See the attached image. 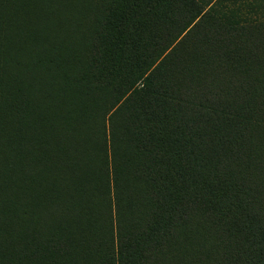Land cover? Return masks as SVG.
Masks as SVG:
<instances>
[{
	"label": "trees",
	"instance_id": "obj_1",
	"mask_svg": "<svg viewBox=\"0 0 264 264\" xmlns=\"http://www.w3.org/2000/svg\"><path fill=\"white\" fill-rule=\"evenodd\" d=\"M83 1L0 0V264H264V10Z\"/></svg>",
	"mask_w": 264,
	"mask_h": 264
},
{
	"label": "rangeland",
	"instance_id": "obj_2",
	"mask_svg": "<svg viewBox=\"0 0 264 264\" xmlns=\"http://www.w3.org/2000/svg\"><path fill=\"white\" fill-rule=\"evenodd\" d=\"M67 1L68 0H55V3H57L58 5L57 9L60 10L61 5L63 3L69 5ZM74 1L77 2L78 6L84 3L83 0H78V1L74 0ZM104 1H105V5H104ZM107 1L108 0H95V6L93 8L91 7L90 12L86 10V7L78 8V11L76 13L78 15V18H75L76 21L73 22V25L75 26L73 28V32L77 31V35L79 36V38L82 37V35L87 30V28H91L95 26L97 21H99V19L103 17L104 14L106 15V12L109 7L108 5H106ZM196 1L205 10L206 9L209 10L212 8V11L216 14H223L225 12L231 13L235 11L242 12L246 10V8L255 10V7H260L261 9L258 10V15H259L260 12L264 10V0L263 1H260V0H196ZM42 13H43V16H45V18H52V19H55L56 21L67 23V15H68L67 13L65 14L64 13H54L50 15H47L48 13H45V12H42ZM13 202H14L12 205L13 219H16L18 221V224L19 222L21 223V219H35L39 221V219H36V216H35L36 212L33 208L29 209V207H26L24 205V209L21 210V208H19L17 200L14 199Z\"/></svg>",
	"mask_w": 264,
	"mask_h": 264
},
{
	"label": "bare ground",
	"instance_id": "obj_3",
	"mask_svg": "<svg viewBox=\"0 0 264 264\" xmlns=\"http://www.w3.org/2000/svg\"><path fill=\"white\" fill-rule=\"evenodd\" d=\"M70 1H71V0H70ZM1 15H2V14H1ZM11 18H12V17H11ZM21 19H22V18H21ZM10 20H11V19H10ZM13 20H14V19H13ZM13 20H12V21H13ZM15 21H16V20H15ZM4 23H5V22H4ZM12 23H13V22H12ZM12 23H10L11 26H12ZM14 23H15V22H14ZM8 25H9V24H8ZM19 25H21V24H19ZM9 26H10V25H9ZM11 26H10V27H11ZM13 27H14V26H13ZM13 27H12V28H13ZM12 28H11V29H12ZM22 29H23V28H22ZM7 31H8V30H7ZM9 31H10V30H9ZM1 32H2V31H1ZM1 32H0V33H1ZM3 32H4V31H3ZM5 32H6V31H5ZM13 32H14V31H13ZM13 32H12V33H13ZM24 33H25V32H24ZM15 34H16V33H15ZM21 34H22V33H21ZM2 35H3V34H2ZM6 35L8 36V33H7ZM18 35H20V34H18ZM23 35H25V34H23ZM7 36H6V37H7ZM8 37H9V36H8ZM12 38H13V37H12ZM18 38H19V37H18ZM28 39H29V38H28ZM1 40H2V39H1ZM4 40H5V39H4ZM17 41H18V40H17ZM10 42H11V41H10ZM10 42H9V43H10ZM21 42H22V41H21ZM26 42H27V41H26ZM34 42H36V40H35ZM58 44H59V43H58ZM65 44H66V43H65ZM36 45H37V44H36ZM55 45H56V44H55ZM41 46H42V44H41ZM41 46H40V47H41ZM17 47H19V46H17ZM42 48H44V46H43ZM67 48H68V47H67ZM69 49H70V48H69ZM69 49H67V50H69ZM36 50H37V49H36ZM65 50H66V49H65ZM63 51H64V50H63ZM71 51H72V50H71ZM75 54H76V53H75ZM66 58H67V57H66ZM45 71H46V70H45ZM51 72H52V71H51ZM22 73H23V72H22ZM25 75H26V74H25ZM4 77H5V76H4ZM48 85H49V84H48ZM67 85H68V83H67ZM54 86H55V85H54ZM65 86H66V85H65ZM46 89H47V88H46ZM68 89H69V88H68ZM41 90H42V89H41ZM50 90H51V89H50ZM59 92H60V91H59ZM59 92H58V93H59ZM63 93H64V92H63ZM53 94H54V93H53ZM51 97H52V96H51ZM58 98H59V97H58ZM64 98H65V96H64ZM61 99H62V98H61ZM61 99H60V100H61ZM67 99H68V98H67ZM65 100H66V99H65ZM60 102H61V101H60ZM68 103H69V102H68ZM63 105H64V104H63ZM72 106H73V105H72ZM43 128H44V127H43ZM53 132H54V129H53ZM10 133H11V132H10ZM30 133H31V132H30ZM36 135H37V134H36ZM24 136H25V135H24ZM63 136H64V134H63ZM9 137H10V136H9ZM25 137H27V136H25ZM38 138H39V137H38ZM47 138H48V136H47ZM89 139H90V138H89ZM29 140H30V139H29ZM31 140H32V139H31ZM31 140H30V141H31ZM41 140H42V138H41ZM78 140H79V139H78ZM84 140H85V139H84ZM82 141H83V140H82ZM82 141H80V144H81ZM89 141H90V140H89ZM9 142H10V141H9ZM41 142H42V141H41ZM22 143H23V142H22ZM48 143H49V142H48ZM61 143H62V142H61ZM89 143H90V142H89ZM7 144H8V143H7ZM31 144H32V143H31ZM18 145H19V144H18ZM43 145H44V144H43ZM8 146H9V145H8ZM25 146H26V145H25ZM46 146L48 147V144H47ZM57 146H58V145H57ZM61 146H62V145H61ZM63 146H64V144H63ZM10 147H11V146H10ZM16 147H17V146H16ZM49 147H51V145H49ZM54 147H55V146H54ZM23 148H24V147H23ZM37 148H38V147H37ZM80 148H81V147H80ZM19 149H20V148H19ZM19 149H18V150H19ZM29 149H30V148H29ZM29 149H28V150H29ZM35 149H36V148H35ZM38 149H39V148H38ZM41 149H43V148H40V150H41ZM60 149H61V148H60ZM76 149H78V148H76ZM76 149H75V150H76ZM14 150H15V148H14ZM67 150H68V149H67ZM71 150H72V149H71ZM9 151H10V150H9ZM32 151H34V150L32 149ZM42 151H43V150H42ZM52 151H53V150H52ZM65 151H66V150H65ZM65 151H64V152H65ZM15 152H16V151H15ZM25 152H26V151H25ZM28 152H29V151H28ZM38 152H39V151H38ZM38 152L34 153V155H36ZM61 152H63L62 149H61ZM13 153H14V152H13ZM43 153H44V152H43ZM46 153H47V152H46ZM18 154H19V153H18ZM31 154H32V153H31ZM49 154H50V153H49ZM39 155H40V154H39ZM56 155H57V154H56ZM26 156H27V155H26ZM52 156H53V155H52ZM63 156H64V155H63ZM21 157H22V156H21ZM21 157H20V158H21ZM48 157H49V156H48ZM58 157H59V156H58ZM65 157H66V156H65ZM72 157H73V156H72ZM12 158H13V157H12ZM17 159H18V158H17ZM21 159H22V158H21ZM48 159H49V158H48ZM61 159H63V158H61ZM78 159H79V158H78ZM80 159H81V158H80ZM88 159H89V158H88ZM36 160H37V158H36ZM36 160H35V161H36ZM51 160H52V158H51ZM51 160H50V161L47 160L48 163H50ZM53 160H54V159H53ZM64 160H65V159H64ZM64 160H63V162H64ZM89 160H90V159H89ZM18 161H19V160H18ZM28 162H29V160L27 161V163H28ZM60 162H61V161H60ZM24 163H25V161H24ZM39 163H42V161L39 162ZM52 163H56V162H53V161H52ZM42 164H43V163H42ZM63 164H64V163H63ZM68 164H69V163H68ZM37 166H38V165H37ZM52 166H54V165H52ZM59 166H60V165H59ZM80 166H81V164H80ZM80 166H79V167H80ZM88 167H89V166H88ZM14 168H15V167H14ZM14 168H13V169H14ZM42 168H43V167H42ZM32 169H33V168H32ZM3 170H4V169H3ZM81 170H82V169H81ZM10 171H11V170H10ZM40 172H41V171H40ZM23 173H24V172H23ZM74 173H75V172H74ZM5 176H6V175H5ZM15 177H16V176H15ZM23 178H24V177H23ZM21 179H22V178H21ZM34 181H35V180H34ZM43 182H44V180H43ZM6 183H8V182H6ZM16 183H17V182H16ZM34 183L36 184L37 182H34ZM55 183H56V182H55ZM20 185H21V183H20ZM7 186H8V185H7ZM11 186H12V185H11ZM38 186H39V184H38ZM8 187H9V186H8ZM19 187H20V186H19ZM81 187H82V186H81ZM85 188H86V187H85ZM19 190H20V188H19ZM20 192H21V191H20ZM26 192H27V191H26ZM24 193H25V192H24ZM35 193H36V192H35ZM30 194H31V193H30ZM18 195H19V193H18ZM38 195H39V194H38ZM53 195H54V194H53ZM84 196H85V195H84ZM91 196H92V195H91ZM21 197H22V196H21ZM4 198H5V197H4ZM55 198H56V197H55ZM20 199H21V198H20ZM53 199H54V198H53ZM77 199H78V198H77ZM27 200H28V198H27ZM84 200H85V198H84ZM18 201H19V200H18ZM91 201H92V200H91ZM24 202H25V201H24ZM13 203H14V202H13ZM18 203H19V202H18ZM29 203H30V202H29ZM89 203H90V202H89ZM34 204H35V203H34ZM57 204H58V202H57ZM44 205H45V204H44ZM8 206H9V205H8ZM36 206H38V205H36ZM26 207H27V206H26ZM73 207H74V206H73ZM78 208H79V207H78ZM22 209H23V207H22ZM22 209H21V210H22ZM29 209H30V208H29ZM32 210H33V209H32ZM36 210H37V209H36ZM47 210H48V209H47ZM68 210H69V209H68ZM18 211H19V210H18ZM18 213H19V212H18ZM45 213H46V212H45ZM53 213H54V212H53ZM14 214H15V213H14ZM36 216H37V215H36ZM39 216H40V215H39ZM92 216H93V215H92ZM40 217H41V216H40ZM26 218H27V217H26ZM36 218H37V217H36ZM6 219H7V218H6ZM20 219H21V218H20ZM91 219H92V218H91ZM23 222H24V221H23ZM14 223H15V222H14ZM11 226H12V225H11ZM26 226H27V225H26ZM6 231H7V230H6ZM6 231H5V233H6ZM15 231H16V230H15ZM13 233H14V232H13ZM14 238H15V237H14ZM85 242H86V241H85ZM72 250H73V249H72ZM85 253H86V252H85Z\"/></svg>",
	"mask_w": 264,
	"mask_h": 264
}]
</instances>
